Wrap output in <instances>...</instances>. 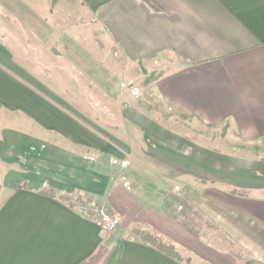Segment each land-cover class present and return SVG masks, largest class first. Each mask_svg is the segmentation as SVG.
<instances>
[{
  "label": "crops",
  "instance_id": "1",
  "mask_svg": "<svg viewBox=\"0 0 264 264\" xmlns=\"http://www.w3.org/2000/svg\"><path fill=\"white\" fill-rule=\"evenodd\" d=\"M186 260L264 264V0H0V264Z\"/></svg>",
  "mask_w": 264,
  "mask_h": 264
},
{
  "label": "built area",
  "instance_id": "2",
  "mask_svg": "<svg viewBox=\"0 0 264 264\" xmlns=\"http://www.w3.org/2000/svg\"><path fill=\"white\" fill-rule=\"evenodd\" d=\"M135 94L137 89L133 90ZM83 208L93 217L95 223L106 232H114L119 224V217L111 213L103 204L88 203Z\"/></svg>",
  "mask_w": 264,
  "mask_h": 264
},
{
  "label": "trees",
  "instance_id": "3",
  "mask_svg": "<svg viewBox=\"0 0 264 264\" xmlns=\"http://www.w3.org/2000/svg\"><path fill=\"white\" fill-rule=\"evenodd\" d=\"M58 0H51V7H53L56 3H57ZM142 72H144V69H142ZM155 76H158V74H155ZM150 78H147L144 82L145 83H148L150 82ZM61 198L63 200H66L67 202H71V199L72 197L71 196H68V195H63L61 196ZM72 203V202H71ZM73 203H77L79 205H84L83 202L81 201V196H77L75 197ZM70 204V203H69ZM200 219V218H199ZM202 221L204 223H210L209 221H207L206 219H202ZM211 224V223H210ZM215 227V225H214ZM138 235L141 237V239L144 241V242H148L150 244H152L153 246L157 247L159 250L161 251H165L166 253H168L169 255H171V257L175 258V259H178L180 260V257L177 255V253L170 247H166L164 245H162L161 243H159L154 237H152L151 235L147 234V233H144V232H138ZM231 244H233L231 242ZM233 252V250H232ZM234 253V252H233ZM236 253V252H235ZM185 264H190L187 260L185 261Z\"/></svg>",
  "mask_w": 264,
  "mask_h": 264
},
{
  "label": "rangeland",
  "instance_id": "4",
  "mask_svg": "<svg viewBox=\"0 0 264 264\" xmlns=\"http://www.w3.org/2000/svg\"><path fill=\"white\" fill-rule=\"evenodd\" d=\"M142 73H143L144 77L141 78V79H139V81L141 82V84H144L145 83L144 81L147 78H150L151 80H153L155 77H157V76H155V74H157L156 71L155 72H148V71H145L144 70V72H142ZM224 132L225 131L222 130V134H224ZM207 237H208V239H211L212 238V239L216 240V242H220V240H221V235H210V236L208 235Z\"/></svg>",
  "mask_w": 264,
  "mask_h": 264
}]
</instances>
